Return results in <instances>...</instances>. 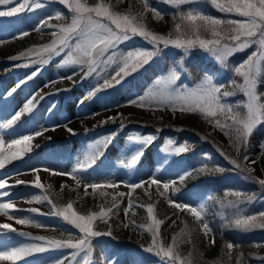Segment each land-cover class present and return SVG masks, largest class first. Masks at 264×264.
<instances>
[{
	"label": "rangeland",
	"instance_id": "1",
	"mask_svg": "<svg viewBox=\"0 0 264 264\" xmlns=\"http://www.w3.org/2000/svg\"><path fill=\"white\" fill-rule=\"evenodd\" d=\"M116 1L120 2L122 0ZM23 2L24 0H12L7 5H0V11L18 7ZM35 2L43 3L44 7H33L31 6L32 0H30V5L23 11L12 16H0V41H3V43L11 41L21 35L22 32L29 33L28 36L31 39V43L21 48L16 55L7 58L10 62L0 59V123L10 120L29 101L33 103L32 111L24 113L12 128L0 129V137H2L5 151H7L8 145L14 139L33 134L36 130L48 129V131L44 132L43 136L34 137L31 141L32 152L30 155L27 156L26 152L22 158L12 160L5 164L3 168H0V180H7L8 182L5 188L0 189V193H8L7 196L0 195V203L12 202L15 204V208L9 209L7 215L0 213V224L9 223L18 230L32 233V236L49 237L51 234L53 237L50 238L61 239L59 236L66 234L67 236L62 239L77 240L82 235L78 229L61 218L51 215L53 212H48L50 204L48 201L40 203L33 200L32 197L46 192L59 195L65 189L82 197L85 196V184L99 183L102 185L101 188L95 190L88 188L87 193L94 194L96 191L107 204H111L110 206L116 203L118 208H113V210L116 211L119 226L122 231L129 229L128 239L124 241H120L118 238L113 241L101 240L99 236L92 240L96 242L100 239L97 242L101 249L100 264H109L110 261L112 264H168V261L157 256L154 252L147 251L152 246V242L146 244L142 242L145 228L138 227L136 224H131L129 227L125 226L127 225L125 209L128 208L129 196L134 191L127 185L138 184L143 181L145 182L141 187L143 192L150 193L153 190L160 193L163 191L162 184L164 182L175 181L174 187L178 188L179 191H173V186L170 185L167 191V200L171 198L177 203H188L194 207L204 204L206 207L209 200L208 188L210 186L201 187L199 185L205 176H213L218 177L217 186L225 188L226 194L229 192H242L246 196H254L252 200L240 205L244 215H255L264 211V191L257 185L258 183L245 178L247 173L230 163V160L234 159L231 151L235 152L234 156L239 154L230 143L229 137L216 128L214 123L210 122V119H220L223 122L224 116L220 114L216 118L206 119L203 114L198 112L199 117H194L200 129L209 135L210 138H207L206 143L216 150L215 153H209L205 148H197L195 143L193 144L177 133L172 135L161 133L158 135L156 131L128 125L123 129L120 139L109 155L99 158L96 164L86 171L75 173L76 179H73L70 175L53 174L71 172L77 160L83 158L88 150V145L111 136L116 126L112 128L103 125L108 118L114 115L131 113L148 118L165 119L170 122L185 119L189 112L177 111L173 113L169 108H157L155 105L152 108H141L130 104L129 101L156 90L157 82L171 69L177 68L179 70V66L184 69L186 60L194 58L193 51L203 57L205 63L204 73L195 80L191 75L192 68L189 66L187 73L191 76H182L177 81V85L194 87L205 74H208L213 76L218 84L225 85L222 91H232L233 86L230 84L232 79H236L238 83L243 82L242 77L234 74V68L244 62L255 51V45L234 52L228 58L227 66H225L199 46L189 49L186 53L184 49L175 46L164 47L161 44L158 55L153 57L148 64L135 72H131L130 75L124 77L117 84L112 80V77L119 70V66L117 63L108 62V56L113 51L119 55L135 49L151 50L153 46L140 36L132 37L130 40L122 42L117 49H110L108 53H105V56L101 58L103 62L87 76H85V73L89 70L87 65L65 63L69 51L67 48L61 51L59 55H52L45 64L33 63L32 61H39L40 58L37 56H20V54L25 53L34 45L50 43L54 38L53 33L57 31L55 27H41V21H47L48 25L67 24L71 22L72 16L66 5L60 3L59 0H35ZM82 2L89 5L95 4L87 0H82ZM104 2L108 3L107 1ZM150 3L162 14L169 12L173 17L178 16L181 11H187L189 7H198L206 15L218 19H243L236 13L219 11L209 3V0H195L194 4L181 5L179 8L166 3L165 0H150ZM64 7H66L65 10ZM56 12L62 13L63 19H56ZM49 16H52L53 19L48 20ZM156 20L161 21L162 19ZM208 34L204 35V38L210 39L211 35ZM13 56H19V59H10ZM45 57H47V54H45ZM149 67L151 73L148 79L146 81L143 79V84L136 83L144 69ZM11 70L16 72L13 73ZM76 75L77 80L74 83L73 77ZM105 80L112 81L113 86L101 88ZM22 81L23 83H21ZM130 81L135 83L134 88L122 92L117 101L113 102L105 99V97L115 93ZM17 84L20 85L18 88L16 87ZM13 88H16L15 92H11ZM9 92H11V95L8 94ZM257 92L263 94L259 91L258 86ZM90 93L94 94L89 96ZM86 97L88 98L85 99ZM2 99H6L3 106H1ZM221 102L234 106L240 105L241 107H234V111H239L242 115L246 112V109L242 107L247 102V97L243 92L236 91L232 96L223 97ZM262 102H264V99H262ZM65 125L72 128L75 134L69 133ZM260 127H264V123L259 124L256 129ZM163 129L167 131L170 129L176 130L174 128ZM181 131L186 130L182 129ZM155 132L159 137H154ZM133 137H153L152 140L156 138L157 141L152 148L144 151L143 156L134 167L129 168L125 166L128 159L141 148V145L132 139ZM169 141L174 142L176 147L186 145L187 148L193 149L191 152H173L168 145ZM145 148L146 146L143 147V150ZM243 149L241 148L240 152L243 153V156L247 154L249 161H244L242 158V166L250 164L251 160H257L256 164H251V167L255 169L252 175L264 178V156L260 155L261 152L247 151L245 153ZM15 150L13 148V151ZM203 164H208L209 168L219 167L223 171L192 172L195 179L191 186L186 185L185 179L183 181L179 179L185 172H191L192 169L200 168ZM33 167L41 169L39 177L40 183L44 186L42 189L31 184L36 178V173L32 171ZM45 167L50 169V172H45ZM153 177L162 182L159 191L157 185L150 184ZM17 179L27 183L24 185L16 184ZM77 180L81 182L79 186H77ZM109 183L119 186L117 188L107 187L106 185ZM119 193H124V195L120 196ZM225 199L235 200L237 198L225 195L222 200ZM215 207L220 214L223 213L224 216L230 219L234 217V209H221L220 203ZM31 208L39 209V212L26 211ZM25 216L44 225V227H36L35 223L20 225L16 222L17 219ZM239 230L251 236L254 240L264 243V229ZM211 238L212 234L210 233L209 242ZM34 242L38 241L20 236L15 232H9L6 229L0 230V250ZM124 250H126V253L123 258L115 261V258L119 257V254ZM73 251L75 250L70 248L50 249L19 261L0 260V264H17V262H19L18 264H52L55 260H63L64 264H70V262L71 264H78L83 253L73 261L71 256ZM262 256H264V252L258 256L256 261L258 264H262L259 259Z\"/></svg>",
	"mask_w": 264,
	"mask_h": 264
},
{
	"label": "snow or ice",
	"instance_id": "2",
	"mask_svg": "<svg viewBox=\"0 0 264 264\" xmlns=\"http://www.w3.org/2000/svg\"><path fill=\"white\" fill-rule=\"evenodd\" d=\"M12 0H0V5H7ZM60 3L66 5V7L72 13L71 22L67 24L48 25L47 21H41V27H55L56 32L53 33V39L50 43L34 45L29 48L25 53H21L20 56H37L39 61H32L33 63L39 62L45 64L51 58L52 55H59L65 48L69 49L65 63L87 65L88 72L85 76L90 75L99 67L102 63V59L105 53H108L110 49H117L118 46L124 42L130 40L132 37L140 36L147 40L153 47L149 49H135L128 51L126 54H119L113 51L108 56V62L117 63L119 70L112 77L115 83L120 81L135 72L137 69L148 64L149 61L158 55L160 51V45L164 47L175 46L180 49H184L185 52L195 46H199L205 49L221 64L227 66L228 58L237 51L247 49L253 45L256 46L248 58L234 68V74L242 77L243 82L238 83L236 79H232L230 84L233 86L232 91H222L225 87L223 84L215 82L213 76L205 74L204 77L195 84L194 87H188L187 85H177V81L180 80L181 74L185 71L182 66L171 69L164 77L157 82L156 90L150 91L144 96H139L137 99L129 101L130 104L137 107H149L152 108L155 105L157 108H169L173 113L200 112L208 118H216L218 114L224 116V121L220 119H210V122L214 123L215 127L220 129L226 136L229 137L230 143L235 147L237 154L240 153L241 148H244L245 153L249 146V138L252 136L256 127L264 123V102H262V95L257 92L258 81L264 76V0H209L213 6L219 11L225 13H236L243 19H218L211 15H206L203 10L198 7H189L187 11L179 12L178 16H174L173 19H178L179 22L174 24L173 32L168 35H162L152 31L146 23H144L145 15L148 12L153 14L154 19H163V14L158 11L156 7H153L150 0H139L141 9L133 12L131 9L125 13L114 11L110 3H105L104 0L89 5L82 0H59ZM166 3L174 5L177 8L181 5H192L195 0H165ZM30 5V0H24L18 7H13L7 11H0V16H12L18 12L23 11ZM31 6L40 8L44 7L43 3H37L32 0ZM56 19H63V15L60 12L55 13ZM53 19L52 16L48 17V20ZM107 21V22H105ZM39 30L38 28L36 29ZM174 33V34H173ZM210 33L211 38H204V34ZM27 32H22L21 35H28ZM3 43V41H0ZM47 54V57H45ZM12 60L19 59V56L10 57ZM35 75V73H33ZM119 77V79H117ZM31 79V77H29ZM71 79V77H69ZM23 83V81L21 82ZM20 85L17 84V88ZM112 81L105 80L101 88L112 87ZM99 90V89H97ZM16 88H13L11 92H15ZM236 91L243 92L247 97V102L242 105L246 109V112L242 115L239 111H234V107H241L240 105H230L222 103L223 97L232 96ZM11 92L8 94L11 95ZM94 93H90L89 96ZM86 97L85 99H87ZM83 103V101H81ZM33 109L32 101H29L23 109L17 112L10 120L4 123H0V129H10L16 123L17 120L24 113H30ZM111 119V118H110ZM66 130L69 133L75 134L74 130L65 125ZM54 130V129H53ZM48 129H41L34 131L33 134L24 135L20 139H14L8 145L7 151H5L4 141L0 137V168H3L5 164L12 160L20 159L26 152L32 151L31 141L34 137L43 136L44 132ZM113 133L111 136L103 138V140L95 141L88 145V150L85 152L82 159H78L71 172L53 173L54 175H70L73 179H76L75 173L86 171L96 164L97 160L103 155L104 149H106L112 142ZM50 139V137H49ZM141 148L135 152L128 159L126 167H134L140 158L143 156V147L151 143L153 137H133ZM171 151L182 153L187 151L186 145L179 147L174 146V142H168ZM13 148L16 150L13 151ZM261 156H264V143L261 144ZM258 159V158H257ZM244 161H249V156L245 154L243 156ZM230 163L241 171L247 173L246 179L252 180L261 186H264V178L252 175L255 169L251 167V164H256L257 160H251L250 164L243 165L238 162L237 159H231ZM32 171L36 173V178L31 182L37 188H43L40 183L39 167H33ZM45 172H50V169L44 168ZM213 171H223L219 167L209 168L208 164H203L200 168H194L191 172H185L180 176V180L183 181L186 177L191 176L192 172L206 173ZM7 180H0V189H3L7 185ZM27 182L17 179L16 184L24 185ZM77 186L81 183L80 180L76 181ZM145 182L134 183L127 185L130 189H136L143 186ZM175 181L164 182L153 177L150 184L157 185V189L161 187L163 191L159 194L161 196H167V191L173 186V191L178 192L179 189L175 188ZM107 187L117 188L119 185L109 183ZM51 187V185H49ZM63 187V186H62ZM85 195H87V189L93 190L102 187L99 183L85 184ZM0 195L7 196L8 193H0ZM123 196L124 193H119ZM235 196V200H222L219 201L221 209L231 208L234 209V217L230 223L237 229L245 231H251L256 228L264 229V211L255 215H244L240 205L252 200L254 196H246L242 192H229L226 194ZM243 198V199H241ZM33 200L43 203L49 200L46 193L32 197ZM211 199V198H210ZM168 203L173 205L176 209L187 210L197 223L200 230L205 237H209L211 229L209 224L205 220L207 215V209L204 204H200L194 207L188 203H177L174 199L168 198ZM54 212L51 215L61 218L66 223L74 226L82 234L77 240L72 239H56L46 236H32V233L25 232L14 228L9 223L0 224V230H8L9 232L18 233L20 236L29 237L34 243H24L19 246L10 247L6 250H0V260L19 261L26 257L33 256L37 253H44L50 249H74L71 253L72 260L75 261L76 257H81L78 264H91V257L93 256L94 249L92 248V238L101 235H111L109 230L107 233H102L94 230V223L97 220L105 222L110 214L113 212V208H118L116 203L112 204V207L105 209L100 207L99 211H90L87 214H81L73 208V202L69 201L65 205L58 207L52 205ZM148 217L150 223L147 225H138V227H147V230L152 233V246L147 249L149 252H154L157 256L168 261V264H192V254L189 253L187 257L181 255L179 247L185 242H190L192 232L195 229L188 228L187 222L185 227L176 233L171 240V243L167 246L159 239L160 226L164 223L163 220L157 219L154 214L153 204L147 206ZM15 208V204L12 202L0 203V213L4 215L8 214V210ZM133 208V202L129 200L128 208L125 209V215H128L129 209ZM24 211V210H21ZM29 212H39V209L31 208L27 209ZM223 215V213H221ZM20 225H27L35 223L36 227H44V225L35 222L31 218L25 216L17 219L16 221ZM135 223V221H131ZM174 223V221H173ZM127 226V225H125ZM210 243L214 244V237L211 238ZM228 250V261L232 259L231 253L234 249V245L229 242L225 245ZM260 247V245H257ZM243 253H239V258L236 264H246L243 261ZM262 264H264V256L259 257ZM52 264H64L63 260H55ZM71 264V262H70ZM109 264H112L110 261ZM216 264H221V261H217Z\"/></svg>",
	"mask_w": 264,
	"mask_h": 264
},
{
	"label": "trees",
	"instance_id": "3",
	"mask_svg": "<svg viewBox=\"0 0 264 264\" xmlns=\"http://www.w3.org/2000/svg\"><path fill=\"white\" fill-rule=\"evenodd\" d=\"M87 1L96 3L99 0ZM104 1L110 3L115 11L121 13L129 11V9H131L133 12L141 9L139 0H122L120 2L116 0ZM178 22L179 20H174L173 15H171L169 12L163 13V19L161 21L154 19L153 14L148 12L146 13L144 20V23H146L152 31L159 34L173 32L174 24ZM204 35L206 36L209 34ZM28 43H31V39L28 35H21L11 41H7L6 43H0V59L2 61L9 62L7 58H9L11 55H16L18 51H20L21 48L27 46ZM203 61V57H200L197 53L194 54V59L189 61V66L192 68L191 75L195 76V79L200 78L204 73L205 63ZM186 66L188 67V65ZM150 73L151 69L145 71L144 75L141 76L139 80L136 81V83L143 82V79L146 81L148 76H150ZM73 78L75 81L77 79V75ZM130 88H133L132 83L122 87L120 90H118V92L112 96H109L107 100H112L113 102L117 101L120 97V94ZM258 88L259 91L263 93L262 99H264V76L260 78ZM4 102L5 99L1 101V106L4 105ZM194 117H199V113H188L185 119L179 120L177 122H170L165 119L148 118L142 115L131 113L114 115L110 117L111 119L108 118L104 123L105 126L112 127L116 125L117 128L113 131L115 135L113 136L111 144L106 149H104L103 155L108 154V152L115 147L116 141L121 136L122 128L128 125H137L147 130L151 128H174L176 130L184 129L195 133L201 136L205 141H208L207 138H210L208 137L209 135L200 129ZM153 143H150L149 147L152 146ZM262 143H264V128L260 127L255 129L252 136L249 138V146L247 151L261 152ZM243 152H245V150ZM231 154H233L234 159H237L238 162L242 163V152H240L239 155L234 156L235 152L232 150ZM186 181L188 184H191L193 182V178L189 176L186 178ZM208 184L209 181H206L204 185ZM257 185L264 191V186L259 184ZM48 195L52 204H55L58 207L65 205L69 201H72L73 208L81 214H87L90 211H99L101 206H103L105 209L112 207L110 206L111 204H107L102 196L97 192L79 197L74 192H69L67 189H65L59 195L53 193H49ZM225 195L226 194L222 188L215 189L210 193L208 200L209 202L206 203V221L211 229L212 237L215 239L214 244L208 241V237L204 236L203 232L195 222L194 217L186 209H176L173 205L168 203V200L165 196H161L158 192L153 190L150 193H145L142 191L141 187L134 189L133 193L129 196L128 202L129 200L133 202V208L129 209L128 215L126 216L127 226L129 227L131 224H133L131 221H135L134 224L136 225H147L150 221V218L148 217L146 206L151 203L154 206V214L156 215L157 219L164 221V223L160 226L159 239L164 243L165 246L170 244L172 237L185 227V222H187L188 228L195 229L192 232L190 242H185L179 247V251L182 256L187 257L189 253L192 254V264H216L217 261H221V264H236V261L239 258V253L244 254L243 261L246 262V264H258L256 261L258 256L264 252V243L254 240L252 237L235 228L230 223L231 219H229V217L220 214V212L216 210L215 206L219 205V201L225 198ZM93 227L94 230L102 233H107L109 230L111 231V235L105 234L99 236L101 237V240L104 239L113 241L118 238L120 241H124L128 239L129 236V229H125L124 231L121 230L115 209L105 222L97 220ZM144 228L145 231L143 232L142 242L146 244L152 242V233L147 230V227ZM61 236L64 237L65 234H62ZM95 238L97 237H93L92 240ZM98 240H96V242L92 241V248H94V252L93 256L91 257V264H100L101 250L98 245L99 243H97ZM229 242L235 246L231 253L232 259L230 262L228 261V250L225 247V245ZM257 245H260V247H257ZM124 255L125 251L120 253L119 257L115 258V261L121 260Z\"/></svg>",
	"mask_w": 264,
	"mask_h": 264
},
{
	"label": "water",
	"instance_id": "4",
	"mask_svg": "<svg viewBox=\"0 0 264 264\" xmlns=\"http://www.w3.org/2000/svg\"><path fill=\"white\" fill-rule=\"evenodd\" d=\"M182 135L187 137L188 139L192 140V141H199L200 138H198L197 136L195 135H192L188 132H182ZM206 148L209 150V151H213L212 148H210L209 146H206Z\"/></svg>",
	"mask_w": 264,
	"mask_h": 264
}]
</instances>
